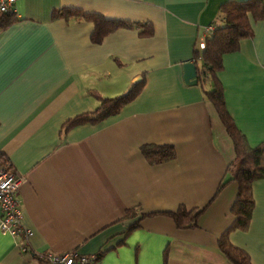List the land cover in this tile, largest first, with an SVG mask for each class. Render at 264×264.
I'll use <instances>...</instances> for the list:
<instances>
[{
	"label": "crops",
	"instance_id": "0c3cea01",
	"mask_svg": "<svg viewBox=\"0 0 264 264\" xmlns=\"http://www.w3.org/2000/svg\"><path fill=\"white\" fill-rule=\"evenodd\" d=\"M224 1H18V20L0 28V156L23 177L22 220L33 234L25 252L0 229V264H49L41 257L48 252L100 249L108 252L99 264H233L218 245L234 221L233 141L199 82L186 83L183 68L206 26L222 22ZM69 6L151 22L153 33L121 28L93 43V22L52 18ZM252 25L254 36L224 56L219 77L233 119L256 146L264 142V20ZM143 79L141 93L119 113L62 135L66 120L98 106L89 89L115 97ZM145 144L174 145L177 158L150 164ZM254 195L251 226L233 232L231 241L253 264H264V178ZM180 205L205 208L199 226L179 229L163 214ZM133 207L149 215L126 237L140 217L119 219Z\"/></svg>",
	"mask_w": 264,
	"mask_h": 264
},
{
	"label": "trees",
	"instance_id": "16d2710c",
	"mask_svg": "<svg viewBox=\"0 0 264 264\" xmlns=\"http://www.w3.org/2000/svg\"><path fill=\"white\" fill-rule=\"evenodd\" d=\"M219 15L222 22L216 25L215 32L208 37L206 48L195 51L193 61L198 69V82L206 97L210 100L225 125L230 135L234 149L235 159L228 167L230 181L238 184V193L232 204L231 212L234 221L231 226L220 236L218 245L220 250L233 264H253L250 254L236 246L231 241V234L237 230L247 231L253 219L256 208L254 184L264 178V142L252 146L246 135L239 129L233 119L225 97V89L219 73L224 69V56L240 49L241 41L254 36L252 20H264V0H228L221 3ZM54 20L81 19L94 23V31L91 35L93 43H101L112 32L121 28H140L143 36L152 35L151 22H133L120 18H108L98 12H87L79 7H62L53 12ZM18 20L17 14L12 11L0 14V28H6ZM145 79L132 84L129 89L115 97H104L98 90L89 89V94L98 100V106L92 111L80 113L69 118L63 124L61 133L63 136L72 128L86 124H98L132 102L143 90ZM143 155L150 164L156 165L172 161L177 158V150L174 145L145 144L141 148ZM0 167L13 171L7 155L1 154ZM225 182L221 183L220 188ZM205 208L188 209L180 205L175 211H167L163 214L171 217L179 229H189L199 226V218ZM149 214L143 213L138 207L129 208L119 220H132L127 230L126 237L136 230L140 220ZM122 241L121 243H123ZM107 249H100L96 254V264L105 257ZM80 255V254H79Z\"/></svg>",
	"mask_w": 264,
	"mask_h": 264
},
{
	"label": "built area",
	"instance_id": "2783aa9c",
	"mask_svg": "<svg viewBox=\"0 0 264 264\" xmlns=\"http://www.w3.org/2000/svg\"><path fill=\"white\" fill-rule=\"evenodd\" d=\"M19 0H0V14L15 10ZM216 24H209L198 41L200 51L206 48L208 37L215 32ZM23 177L14 171L0 167V229L20 240L22 251L28 252L29 239L33 234L23 223V203L18 196ZM43 257L49 264H96L95 255H79L77 253L56 254L48 252Z\"/></svg>",
	"mask_w": 264,
	"mask_h": 264
},
{
	"label": "water",
	"instance_id": "95a60500",
	"mask_svg": "<svg viewBox=\"0 0 264 264\" xmlns=\"http://www.w3.org/2000/svg\"><path fill=\"white\" fill-rule=\"evenodd\" d=\"M184 72H185V81L189 84H197L198 83V69L197 65L194 61H188L183 64Z\"/></svg>",
	"mask_w": 264,
	"mask_h": 264
}]
</instances>
